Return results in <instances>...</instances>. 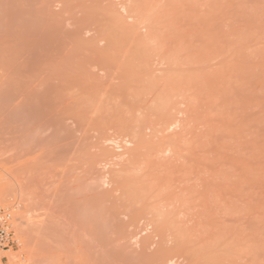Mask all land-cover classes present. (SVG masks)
<instances>
[{
  "label": "rangeland",
  "instance_id": "1",
  "mask_svg": "<svg viewBox=\"0 0 264 264\" xmlns=\"http://www.w3.org/2000/svg\"><path fill=\"white\" fill-rule=\"evenodd\" d=\"M0 209L2 264H264V0H0Z\"/></svg>",
  "mask_w": 264,
  "mask_h": 264
},
{
  "label": "built area",
  "instance_id": "2",
  "mask_svg": "<svg viewBox=\"0 0 264 264\" xmlns=\"http://www.w3.org/2000/svg\"><path fill=\"white\" fill-rule=\"evenodd\" d=\"M21 247L12 216L8 211L0 209V262L6 259L4 253H8Z\"/></svg>",
  "mask_w": 264,
  "mask_h": 264
},
{
  "label": "bare ground",
  "instance_id": "3",
  "mask_svg": "<svg viewBox=\"0 0 264 264\" xmlns=\"http://www.w3.org/2000/svg\"><path fill=\"white\" fill-rule=\"evenodd\" d=\"M114 34H115V33H114ZM116 36H117V35H116ZM120 38H121V37H120ZM112 40L114 41V37H112ZM118 40H119V39H118ZM118 40H117V41H118ZM121 41H122V40H121ZM123 41H124V40H123ZM118 42H119V41H118ZM120 44H122V43H120ZM136 53H137V52H136ZM133 55H134V54H133ZM133 57H134V56H133ZM135 58H137V57H135ZM131 61H133V60H130V62H131ZM120 148H121V147H120ZM118 149H119V148H118ZM20 218H22V217H20ZM20 218H19V219H20ZM22 219H23V218H22ZM24 219H25V218H24ZM15 220H16V219H15ZM13 224H14V223H13ZM18 227H20V226H18ZM21 229H22V228H21ZM22 230H24V229H22ZM22 230H21V231H22ZM27 231H28V234H29V230H28V229H27ZM27 231H26V232H27ZM26 232H25V233H26ZM25 233H23V234L25 235ZM18 235H19V233H18ZM19 236H21V235H19ZM27 236H28V235H27ZM28 237H29V236H28ZM23 239H24V238H23ZM27 240H28V239H27ZM29 244H30V243H29ZM29 244H25V245H29ZM23 245H24V244H23ZM22 247H23V246H22ZM26 247H27V246H26ZM26 247H25V248L23 247V248H24V249H27L28 247H27V248H26ZM30 247H31V246H30ZM23 248H22V249H23ZM23 252H24V251H23ZM25 252H26V251H25ZM27 252H29V251H27ZM8 253H9V252H8ZM10 253H11V252H10ZM18 254L20 255V253H18V252H14V253L10 254L8 264H24V263L26 264V260H25L23 257H20ZM8 255H9V254H8ZM27 255H29V253H27ZM29 256H31V255H29ZM27 257H28V256H27ZM204 257H205V256H204ZM204 257H203V259H204ZM208 257H209V256H208ZM208 257H207V259H208ZM210 257H211V256H210ZM213 257H214V256H213ZM196 258H197V256H196ZM199 258H200V257H199ZM21 259H22V260H21ZM27 259H28V258H27ZM29 259H30V258H29ZM29 259H28L27 261H29ZM213 260H214V259H212V261H213ZM197 261H200V259H198ZM197 261H196V262H197ZM205 261H207V260H205ZM196 262H195V263H196ZM216 262H217V260H216ZM0 263H1V262H0ZM199 263H200V262H199ZM199 263H197V264H199ZM201 263H202V262H201ZM201 263H200V264H201ZM207 263L210 264L211 262L208 261ZM1 264H2V263H1ZM211 264H212V263H211ZM215 264H217V263H215Z\"/></svg>",
  "mask_w": 264,
  "mask_h": 264
}]
</instances>
